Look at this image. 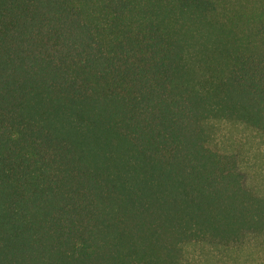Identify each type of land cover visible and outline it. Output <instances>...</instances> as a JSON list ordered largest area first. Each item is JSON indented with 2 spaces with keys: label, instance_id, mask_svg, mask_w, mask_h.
<instances>
[{
  "label": "trees",
  "instance_id": "16d2710c",
  "mask_svg": "<svg viewBox=\"0 0 264 264\" xmlns=\"http://www.w3.org/2000/svg\"><path fill=\"white\" fill-rule=\"evenodd\" d=\"M222 120L264 134V0H0V264L263 235Z\"/></svg>",
  "mask_w": 264,
  "mask_h": 264
},
{
  "label": "rangeland",
  "instance_id": "374dc122",
  "mask_svg": "<svg viewBox=\"0 0 264 264\" xmlns=\"http://www.w3.org/2000/svg\"><path fill=\"white\" fill-rule=\"evenodd\" d=\"M213 147L220 152L234 154L244 187L264 197L263 133L242 123L218 121L214 123ZM245 243L242 247L228 250L190 243L184 247L181 264H253L252 259L257 256L264 258V234L252 237Z\"/></svg>",
  "mask_w": 264,
  "mask_h": 264
}]
</instances>
